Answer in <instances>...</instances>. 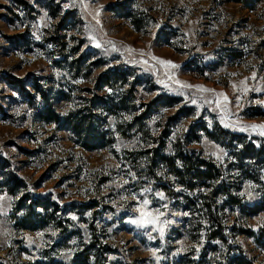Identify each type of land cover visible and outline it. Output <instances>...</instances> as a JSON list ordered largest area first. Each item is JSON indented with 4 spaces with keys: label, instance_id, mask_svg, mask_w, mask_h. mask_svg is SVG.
<instances>
[{
    "label": "rangeland",
    "instance_id": "obj_1",
    "mask_svg": "<svg viewBox=\"0 0 264 264\" xmlns=\"http://www.w3.org/2000/svg\"><path fill=\"white\" fill-rule=\"evenodd\" d=\"M262 125L264 0H0V264H264Z\"/></svg>",
    "mask_w": 264,
    "mask_h": 264
},
{
    "label": "trees",
    "instance_id": "obj_2",
    "mask_svg": "<svg viewBox=\"0 0 264 264\" xmlns=\"http://www.w3.org/2000/svg\"><path fill=\"white\" fill-rule=\"evenodd\" d=\"M236 1V3H242V0H235ZM107 73H104V75H101L100 76V78H105V77H107V75H106ZM106 79V78H105ZM13 81V80H12ZM14 81H16V80H14ZM13 81V82H14ZM7 83L8 84H11L12 82H10V81H7ZM198 162H197V167H202L203 166V164H205V162H203V161H200V160H197ZM181 166H184V170L187 172V174H189V172H191L192 170H193V167L191 166V165H189L188 164V166L186 165V164H182ZM183 170V171H184ZM181 171V170H180ZM194 178V177H193ZM11 182L12 183H14L15 185H17L19 182L15 179V178H12L11 179ZM10 191V193L12 192L11 190H9ZM27 200L28 201H30L29 202V207H32V209L33 208H40V207H42V204H41V202L38 200V199H30L29 197H27V196H24V197H22V199L20 200V203H25V202H27ZM31 223V222H30Z\"/></svg>",
    "mask_w": 264,
    "mask_h": 264
},
{
    "label": "snow or ice",
    "instance_id": "obj_3",
    "mask_svg": "<svg viewBox=\"0 0 264 264\" xmlns=\"http://www.w3.org/2000/svg\"><path fill=\"white\" fill-rule=\"evenodd\" d=\"M160 63H162V64H170V62H167V61H160ZM171 66H172V67H176V65H171ZM185 86H187V85H185ZM260 127H261L262 129H264V125H262V126H260ZM261 134L264 135V131H262ZM143 203H144L145 205H147L149 202H148L147 200H145ZM145 215H148V214H145ZM148 222H151V221H148ZM132 223H133V224H139L140 221L133 220Z\"/></svg>",
    "mask_w": 264,
    "mask_h": 264
}]
</instances>
